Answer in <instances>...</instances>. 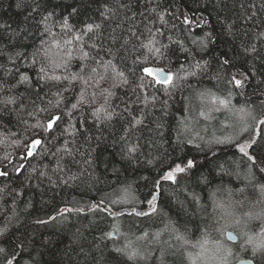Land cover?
<instances>
[{"label":"snow or ice","instance_id":"obj_1","mask_svg":"<svg viewBox=\"0 0 264 264\" xmlns=\"http://www.w3.org/2000/svg\"><path fill=\"white\" fill-rule=\"evenodd\" d=\"M192 2L199 6V0ZM93 3L96 5L93 15L99 22L88 16ZM11 6L23 20L0 21V129L5 133L0 135V143L7 142L22 149L19 163L4 157L12 164L17 178L27 173V183L30 184L34 178H44L53 186L78 179V174H70L69 164L76 163L75 156L80 153L78 138L82 137L85 142L92 139L88 135L91 129L87 126L86 112L94 127L108 129L114 126V122L119 124L120 134L114 136V142L119 145L123 170L128 171L133 161L138 162L143 154L140 137L136 133L148 130L163 135L162 123L155 121L154 130L149 127L152 122L146 123L150 110L156 108V94L162 92L167 98L160 101L159 109L167 115L168 101L178 88H189L191 94L184 97L187 101L185 110L189 115L178 122L175 129L177 143L192 145L206 159L209 153L216 156L217 151L234 149V154L239 153L246 162L244 177L253 187L256 176H264V79L259 80L254 98H249L247 89L252 87L250 81L258 75L257 69L237 67V55L229 56L228 52L220 51L214 27H210L208 18L197 14L198 9H192L186 0H73L72 3L64 0H13ZM217 7L213 5L212 11H217ZM259 12H264V0H261L258 10L255 4L249 5L244 15L245 23L255 26ZM84 16L88 18L80 20ZM73 19L79 20L78 28L70 23ZM216 19L223 33L235 39L236 22L229 23L219 14ZM57 27L59 32L53 31ZM193 27L199 30L195 35ZM177 32L188 36L191 46L182 36L174 35ZM165 37L166 42L162 39ZM258 40L264 41V31L258 33ZM241 49L244 56H260L264 61L257 42L242 43ZM178 53L183 54L187 66L180 64L173 72L172 58L176 56L179 60ZM159 64L165 67L149 66ZM213 64L216 66L214 72L210 71ZM28 69L34 76L28 74ZM204 76H208L213 87L203 85ZM190 78H194L196 83H185ZM177 81L181 83L177 84ZM221 83L227 85L226 93L214 90ZM21 85L26 86L24 93L17 90ZM76 85L79 87H74ZM118 88L127 89L124 92L126 100L117 96ZM235 97L243 98L244 103L239 107L233 105ZM116 99H120L123 108L114 103ZM219 112L227 113L226 119L235 120V123L225 125L234 128V135L207 140L198 132L191 135L193 129L190 125L198 123L200 118L212 120L213 114ZM74 120L78 123H73ZM20 124L24 125L26 135L7 134L8 126ZM90 155L91 151L83 160L89 166L93 163L88 158ZM196 167L194 158L176 157L166 168L158 167L157 175L150 183L147 177L143 178L145 192L133 195L134 190L128 186L121 190L123 195L119 199L105 202L102 198L91 209L108 213L113 218L125 215L151 217L158 213V199L164 185L178 184V176L186 175ZM113 168L116 173L120 171L115 166ZM236 174L240 175L239 172ZM0 177L11 180L7 166L0 169ZM220 178L222 180L223 176ZM202 179L205 183L210 182L208 177ZM258 190L264 198V182L259 183ZM19 195L20 192L15 189L9 191L7 186L0 188V199L12 196L13 206L15 197ZM228 195L231 197L234 193L229 189ZM240 195H244L243 189ZM109 203L130 207L127 211L123 207L113 211ZM258 203L264 204V199ZM178 204V211L187 212L183 203L178 201ZM240 204L243 205V200ZM218 207L221 215L210 227L219 235L210 241L209 233H204L203 239L191 247H199L200 258L205 264H264V208L237 218L234 212L224 209L222 202ZM72 211L70 208L61 209L57 215L64 217ZM49 219L54 221L57 216ZM253 220L259 221L258 232L252 228ZM221 221L224 226H221ZM33 222L43 225L49 220ZM23 227L24 221L15 213L5 216L3 227H0V239L10 241V247L0 246L3 264H15L20 255V252L12 251V246L23 251L24 240L16 242L12 231ZM184 227L187 231V224ZM227 227L236 230L238 240L229 233V240H236V243L229 244L221 238ZM165 230L170 231L177 242L188 244L187 236L179 231L178 224L175 228L166 225ZM114 231L119 232V228ZM106 236L111 239L112 232ZM137 240L159 242L161 233L150 236L144 232L137 236ZM168 246L172 248L170 242ZM114 251L126 257L121 264L148 258L131 241ZM160 252L159 264H167V253L162 249Z\"/></svg>","mask_w":264,"mask_h":264},{"label":"trees","instance_id":"obj_2","mask_svg":"<svg viewBox=\"0 0 264 264\" xmlns=\"http://www.w3.org/2000/svg\"><path fill=\"white\" fill-rule=\"evenodd\" d=\"M64 2L72 3L73 0H64ZM12 3L13 0H0V5H2L0 21L20 22L23 20V17L11 6ZM186 3L190 4L192 9H198L197 14L208 18L209 26L215 29L219 50L228 52L229 56L237 55V67L245 69L255 67L257 69L258 75L251 78L252 87L247 89L248 97L254 98L253 93L259 80L264 79V61L260 56L255 58L252 55L244 56L241 45L242 43L257 42L260 54L264 56V41L258 40V33L264 31V24H261V21H264V12H259L255 26L248 25L244 21V15L249 5L255 4L258 10L261 0H199V6L192 0H186ZM213 5H218L217 11H212ZM95 7L96 5L93 3L88 16L99 22L93 15ZM189 14L191 15V11ZM217 14L229 23L236 22L235 39L223 33L222 27L216 19ZM87 18L84 16L80 20ZM70 23L79 27V20L73 19ZM53 31L59 32L58 27ZM197 31L199 30L193 27V35ZM174 35L182 36L185 43L191 46V40L184 33L177 32ZM162 39H165L166 42V37ZM28 51L31 52L32 49H28ZM177 55L180 56L179 60L176 56L172 58L171 70L173 72L179 68L180 64L187 66L183 54L178 53ZM205 59H209V56H205ZM149 66L165 67L162 64ZM73 67H76V62ZM215 68L216 66L213 64L210 71L214 72ZM28 74L34 76L31 69H28ZM180 83L177 81V84ZM185 83H196V80L190 78ZM203 85L213 87L208 76L203 77ZM25 87L21 85L17 90L24 93ZM226 88L227 85L221 83L220 87L214 90L223 94L226 93ZM126 90L116 89L117 96L126 100L127 97L124 96ZM148 91L151 92L152 89ZM190 94L191 89L189 88L176 89L173 97L168 101L167 115L159 111L160 101L167 98L162 92L156 94L158 97L156 108L150 110L146 123L152 122L149 127L153 130L156 128L155 121L162 123L164 125L163 135L159 136L154 131L148 130L136 133L140 137L139 143L142 146L140 151L143 154L138 162L133 161L128 171L123 170L124 165L120 162L118 151L119 145L114 142V136L118 137L120 134L119 124L114 122V126L108 129L94 127L87 112L84 115L88 120L87 126L91 129L88 135L92 139L85 142L82 137L78 138L81 146L80 153L75 156L76 163L69 164L70 174H78V179L69 184L56 183L53 186L44 178H34L29 184L25 181L27 173L24 174V177L17 178L13 173L12 164L4 157L8 156L13 162L19 163V154L22 149L7 142L0 143V169L7 166L11 175V180L0 177V188L7 186L9 191L15 189L21 193L15 197V206H13L12 196L0 199V227H3L5 216H12L14 213L25 224V227L19 231H16L15 228L12 229L15 232L13 239L16 242L20 240L25 242L22 252L12 246V251L20 252L15 264H121L126 261V257L118 255L114 249L122 247L129 241L135 248L140 244L142 246L141 253L147 255L148 258L142 261H128L127 264H159L161 249L167 253V264H191L187 246L192 245L191 242L194 240L203 239L204 233H209L210 241L219 235L210 226L221 215V209L218 207L221 202L224 209L234 212L237 218L244 216L249 211L259 212L264 208V204L258 203L264 199L258 190L259 183L264 182V176L257 175L256 184L253 187V184H250L244 177L246 162L239 153L234 154V149H226L224 152L217 151L216 156L209 153L206 159L205 155L192 145L177 143L175 129L178 122L189 115L185 110L187 101L184 97ZM129 95H131L130 92ZM114 103L120 104V107L123 108L120 99H116ZM193 103L198 102L193 101ZM243 103L244 99L241 97L233 99V105L237 107ZM227 115V113L219 112L213 114L214 119L212 120L200 118L198 123L190 125L193 129L191 135L198 132L206 140L216 137L223 139L226 136L234 135V128L225 125L235 123V120L226 119ZM73 123H78V121L74 120ZM13 133L21 137L27 134L22 124L8 126L7 134ZM4 134V130L0 129V135ZM89 151H91V155L88 158L93 161L90 166L83 163L84 157ZM184 156L190 159L194 158L197 167L186 175L178 176V184L166 183L164 185L163 193L158 199L157 214L151 217L125 215L113 218L108 213L91 209V206L102 198L105 199V202L119 199L123 195L121 190L128 186L134 190L133 195L145 192L146 189L142 187L145 183L144 177H147L150 183L151 179L157 175L158 167L166 168L176 157ZM113 166L120 171L114 172ZM225 172L232 174L225 175ZM237 172L240 173L239 176H237ZM212 176H215V179H212ZM221 176H223L222 180ZM203 177H208L210 182L205 183ZM55 179L56 177L53 176V180ZM229 189L234 193L231 197L228 195ZM241 189L244 190L243 196L240 195ZM241 200H243V205L240 204ZM178 201L183 203L187 212L178 211ZM109 207L113 211L119 207H123L127 211L130 205L121 206L109 203ZM141 207L146 208V206ZM69 208L73 211L66 216L57 215L59 210ZM76 209L82 211L78 212ZM51 216H57V219L51 221L49 219ZM37 219L49 220V222L43 225L36 224L33 221ZM258 223L259 221L256 220L251 222L252 228L257 232L259 231ZM169 224L173 228L177 227V224L179 225V231L187 236L188 244L177 242L171 232L165 230L166 225ZM185 224H187V231H185ZM221 226H224L223 221H221ZM115 228H119V232L114 231ZM228 231H232L237 240L239 239L236 230L232 227H227L221 238L227 243L233 244L225 237V233ZM108 232H112L111 239L106 236ZM144 232L149 233L150 236L160 232L161 240L159 242L138 241L137 236ZM169 242L172 248H169ZM0 246L9 248L10 241L0 239ZM3 261L4 257L0 256V264H3Z\"/></svg>","mask_w":264,"mask_h":264},{"label":"rangeland","instance_id":"obj_3","mask_svg":"<svg viewBox=\"0 0 264 264\" xmlns=\"http://www.w3.org/2000/svg\"><path fill=\"white\" fill-rule=\"evenodd\" d=\"M197 241H199V240H196V241L194 240V242H191L192 245L196 244ZM137 248L139 250H142V246L140 244H138ZM187 251L189 253V257H191V260H190L191 264H192V261H195V264H205L204 259L200 258V255H199L200 249H199V247H195L194 248V247H191V245H189V246H187Z\"/></svg>","mask_w":264,"mask_h":264},{"label":"water","instance_id":"obj_4","mask_svg":"<svg viewBox=\"0 0 264 264\" xmlns=\"http://www.w3.org/2000/svg\"><path fill=\"white\" fill-rule=\"evenodd\" d=\"M229 233H231L232 236L236 237V235L232 231H228L225 233V237H226L227 241H229L230 243H235L236 240H229Z\"/></svg>","mask_w":264,"mask_h":264}]
</instances>
